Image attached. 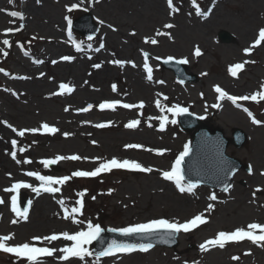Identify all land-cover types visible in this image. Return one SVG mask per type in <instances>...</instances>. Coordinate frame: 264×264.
<instances>
[{"label":"rangeland","instance_id":"374dc122","mask_svg":"<svg viewBox=\"0 0 264 264\" xmlns=\"http://www.w3.org/2000/svg\"><path fill=\"white\" fill-rule=\"evenodd\" d=\"M148 1L162 3V12L157 8L146 10ZM215 1L196 0L194 4L193 0H173V7L177 9L173 11L167 0H0V69H3L0 71V198L4 200L0 204V236L13 235L9 245L32 243L41 247H55V257H58L59 249L70 246L71 241L61 237L56 241L41 243L33 238L63 232L74 234L86 230L88 222L99 224L102 229H121L154 219L184 223L196 215H203L206 223L189 232L179 233L180 244L176 249L155 248L127 256L99 259L92 255L86 257L84 263L264 264V242L256 244L245 239L228 242L224 248L215 246L202 250L200 247L221 231L232 232L237 228H247L251 223L264 224V101L236 106L229 100H219V94L215 91L216 86L235 96H251L264 91V42L253 47L259 38V30L264 28V0L248 5L245 4L247 0H223V7H218L213 17L214 31L193 33L188 41L182 43L184 38L178 34L180 26L195 30L186 24L183 13L188 14L186 11H189V15L197 14L198 4L200 11L207 14ZM72 4H79L80 7L69 12L67 7ZM242 6L244 9L240 10ZM12 11L22 12L24 19L12 17ZM50 11L59 18H54ZM87 12L96 18L100 33L89 43L79 44L78 50L77 43L72 41H79L77 38L80 34L70 30L68 19L76 21ZM140 12L145 17H138ZM249 14L253 19L250 25L252 35L242 38L234 23L239 20V24H245ZM167 24H177L178 29L168 31L169 28L165 27ZM9 29L12 31H7ZM222 30L234 36L231 43L225 44L218 39ZM158 32L163 34L157 35ZM6 39L9 45L3 43ZM152 39L158 43L146 42ZM99 47L101 52L96 53L102 58L97 60L94 49ZM197 47L202 53L200 56L195 55ZM249 48L251 52L246 53L245 49ZM49 52L55 57L52 60L47 57ZM145 53L148 54L147 61ZM61 55L72 57L64 63V71L59 70L62 66H54L56 61H61ZM169 57L176 61L187 59L185 76L188 77L190 70L201 80L197 83H179L172 71L162 67L161 60H168ZM116 61L136 63L140 67L138 71L126 67L114 69L117 72L115 79L118 81L121 78V82L129 88L128 92H118L114 85L93 78L94 74L102 72L100 67L94 65L108 62L118 65ZM145 63L152 69L151 80L147 78ZM241 63L244 64L243 69L238 70L237 76H232L230 68ZM40 67L42 72L37 73ZM77 67V76L72 77L69 73L75 72ZM58 72L64 73L60 75ZM38 77L43 83L41 88L37 85L39 83H30ZM77 83L89 91H93L89 87H100V97L92 95L87 89L84 92L88 93L86 97L99 105L115 98L137 107L115 109L114 113L95 112L90 121L79 119L76 123L68 116L71 113L68 114L63 108L69 97L76 100L74 104L77 106L90 108L91 105L84 104L86 100L81 96L78 98L76 94L80 90L65 93L60 85L77 88ZM116 92L120 95H116ZM56 96L57 100L54 98ZM157 100L166 108L175 105L187 108L188 112L204 118L211 125L221 126L229 137H232L234 128L243 129L250 136V141L243 149L230 146L228 153L243 164L250 165L253 174L242 171L225 193L209 187H195L191 193H181L174 182H166L162 172L171 170L185 145L191 147L193 137L180 128L179 117L182 113L162 112L156 105ZM141 102L143 108H139ZM216 104L221 106L214 107ZM244 109H248L262 123L254 124ZM163 116H167L168 121L165 129L160 130L159 117ZM132 120H139L140 124L130 129L126 125ZM173 120L176 122L172 123ZM81 121L84 125H81ZM44 124L58 131L48 138L42 127ZM98 124L106 126L99 128L96 127ZM25 129L40 131H26L24 136H19V131ZM13 140L17 142L15 146ZM130 144L143 147H126ZM158 150L166 151L159 155ZM12 152L16 153L15 159ZM73 155L81 159L60 160L55 163L58 165L56 170L42 163L58 156ZM113 158L135 161L144 167H151L153 171L113 169L97 177H73L63 185H54L60 188V192H40L39 196L30 188H22L18 193L5 191L17 182L39 187L41 182L27 176V172L61 178L75 171H93ZM81 192L85 193L82 214H75V220L71 217L66 219L64 209L79 207L81 197L78 194ZM22 193L31 197L27 220L20 219L11 211L12 195H17L20 206ZM213 193L217 197L215 201L209 199ZM39 197H43L45 204L42 214L47 225L44 228L33 226L40 219L39 207L35 209ZM60 200L64 201L63 205L59 203ZM209 204L214 207L208 209ZM13 220L17 223H12ZM87 247L93 252L92 244ZM5 259H9V264H28L24 258L0 251V261ZM61 260L59 256L57 261Z\"/></svg>","mask_w":264,"mask_h":264},{"label":"snow or ice","instance_id":"6c2138e0","mask_svg":"<svg viewBox=\"0 0 264 264\" xmlns=\"http://www.w3.org/2000/svg\"><path fill=\"white\" fill-rule=\"evenodd\" d=\"M11 2V0H10ZM167 3L170 8L173 9V11H177L173 7V0H167ZM193 3H196V0H193ZM79 4H72L67 7V10L71 12L73 9L79 8ZM197 8V14L198 15H206V13H203L199 9V5H196ZM12 17L19 18L20 20L24 19V15L22 12L18 11H12L10 13ZM103 23V21H101ZM68 24L71 26L72 21L71 19H68ZM166 28H172L173 25L167 24L165 25ZM7 31H12V29H9ZM163 33H157V35H162ZM152 44L158 43L157 40L152 39L149 41H146ZM261 42H264V28L259 30V38L255 41L253 47L258 46L261 44ZM4 44L9 45L10 42L6 39L3 41ZM102 46V45H101ZM77 49H80V45H76ZM251 48L245 49L246 53L251 52ZM202 53L200 49L197 47L195 49V55L200 56ZM7 55V53H5ZM145 61L148 59V54L145 53ZM64 60H71L72 57H63ZM173 58L169 57L168 60L171 61ZM117 64L121 63L120 61H116ZM179 63H188L187 59H183L179 61ZM95 67L99 68L100 65H94ZM145 69L147 70L148 76L147 78L149 80L152 79V69L151 67L145 63L144 65ZM244 64H236L230 68V72L232 76H237L238 70L243 69ZM0 71H3V69H0ZM115 87V86H113ZM60 88L62 91H67V92H72L74 89L70 87L68 84H61ZM215 91L219 93V100H229L233 104H237V101L239 100H249L251 99L252 101L260 102L264 101V91L262 92H257L251 96H242V97H237V96H232L229 95L226 91H224L222 88L219 86L215 87ZM166 99V97H165ZM117 103L119 102H112V103H102L99 105L101 109L109 108V109H115ZM156 105L158 108L161 109L162 112L167 111V112H172L173 114H181V113H186L188 112L187 108L180 107L179 105H175L171 108H166L160 104V101H156ZM221 105L216 104L214 107L219 108ZM91 107V106H89ZM124 108H134L137 107L136 105L133 104H124ZM144 104L143 102L140 103L139 108H143ZM83 111H88V108L83 109ZM248 113V115L252 118V122L254 124H261L262 122L260 120H257L255 116L248 110L244 109ZM161 120L160 124V130L165 129V124L168 121L167 116L159 117ZM176 121L173 120L172 123H175ZM140 124L139 120H132L130 123L126 125L128 128H136ZM105 124H98L96 127L103 128L105 127ZM11 127V125H9ZM43 129L46 132H51L55 133L58 131V129L54 127H50L48 124H44ZM15 131V129H13ZM26 131H32V132H38L40 129H25L23 131H19L18 135L19 136H24ZM65 135H68L65 133ZM16 141L13 140L12 144L15 146ZM126 147L128 148H142V145L138 144H130L127 145ZM164 151L166 150H158L159 155H163ZM191 152V148L188 145H185L184 151L179 154V156L175 160V164L172 166L170 171H163L162 172V177L165 180L172 181L175 183V186L178 188V190L181 193L184 192H193L194 188L196 187V184L188 182L187 184L184 183L185 181V176H184V170L182 168V164L184 162L185 157L189 156ZM13 159L16 158V153L12 152L11 153ZM65 159H71V160H79L81 157L79 156H70V157H64V156H58L55 159H49V160H44L42 161L43 165L45 167H48L49 165L55 164L60 160H65ZM27 163H31V161H25ZM17 163H20L19 160H17ZM113 169H129V170H139L143 172H152L153 169L151 167H144L140 163L135 162V161H130V160H123L120 161L118 159H111L108 160L104 163H101L99 167H96L93 171H75L73 172L70 176H64L61 178H54L52 176H45L41 175L38 172H27L26 175L30 177H35L37 180H39L40 186L39 187H34L32 184L24 183V182H17L13 184L10 188L5 189L7 192L11 193H18L20 189L22 188H30L33 192H36L39 194L41 191L47 192V193H58L60 192L59 187H54V185H63L67 183L69 180H71L73 177H97L101 173H107L111 172ZM251 171V169H250ZM224 191H228V187L224 188ZM81 199L78 201L79 207H73L71 210L65 208L64 209V214L65 218H72L75 220V214L81 213L82 214V209L84 206L83 202V196L85 195L84 192H81L78 194ZM95 199V197H93ZM210 200L215 201L217 199L216 195L213 193L210 197ZM4 200L0 198V204H3ZM29 206H31V201L28 202ZM59 203L61 205L64 204L63 200H60ZM214 206L212 204L208 205V209H212ZM11 211L16 214L17 217L23 220L28 219V211L27 209H22L21 207L18 206L17 203V195H12L11 197ZM78 222V221H76ZM207 220L203 215H196L193 217L191 220H188L184 223L180 222H173L169 221L167 219H154L151 220L147 223H140V224H135L129 227H124L121 229H112V231H119L122 235L124 236H133V235H138V234H146L149 237L155 235L159 236L163 242L168 243L170 242L171 238L175 236V234L180 233L181 231L183 232H189L190 230L198 227L201 224L206 223ZM12 223H17L16 220H13ZM104 229L100 227L99 224H92L91 222H88L87 229L86 230H81L77 231L74 234H69L68 232H63L61 234H53L51 236H45V237H34L33 240L37 242H51V241H56L60 239L61 237L65 241H71L70 246H65L59 251L62 253V256L60 259L64 261H68L71 258H78L81 261L85 260L86 257L92 256L93 252L89 250L87 247L88 245L92 244L93 241L98 240L100 237L101 232H103ZM14 238L13 235H5V236H0V251H3L5 253H11L14 254L17 257L24 258L28 262V264H39L40 258L41 257H52L55 255L57 252V249L55 247H41L37 246L36 244L32 243H22L19 245H9L8 242L11 241ZM249 240L253 243L260 244L261 242H264V224L260 223H251L247 225V228L241 227L237 228L232 232H219L217 236L214 239H210L206 241L204 244H201L200 247L202 250H208L209 247H215L219 246L220 248H224L226 243L228 242H239L243 240ZM154 245L151 242L148 243H117L116 241H112L110 245L107 246L104 250L100 251L97 255V259L99 257H105V256H113L116 253H132L137 250L141 252H147L149 251ZM233 259H239L238 257H234Z\"/></svg>","mask_w":264,"mask_h":264},{"label":"bare ground","instance_id":"6f19581e","mask_svg":"<svg viewBox=\"0 0 264 264\" xmlns=\"http://www.w3.org/2000/svg\"><path fill=\"white\" fill-rule=\"evenodd\" d=\"M223 0H216L213 5L209 10H208V13L204 16L202 15H198V14H195V15H189L191 14L189 11H186V13L188 14H184L183 13V19L184 21H186V24L191 27V28H195V30H189L187 29L185 26L181 25L180 26V32L178 34L182 35L183 36V40H181V42H185V41H188L190 36L193 35V33H198V32H201V33H206L207 31L208 32H211V31H214L215 29V24H214V18L216 13L218 12V7H223L222 2ZM261 0H247V2L245 3L246 5H248V3H258L260 2ZM146 2H144V5H145ZM163 4L160 3V2H151V1H148L147 4L145 5L146 7V10H149L151 8H157L158 10H160V12H162V9H163ZM244 5V6H246ZM233 6V5H232ZM244 6H242V8H240V10H243L244 9ZM40 11V10H39ZM43 12V11H41ZM51 15L54 17V18H59V16H54L53 13L54 12H51ZM251 14H255L254 12H252ZM140 15V16H139ZM138 17H145L143 16V14L140 12V14L138 13L137 15ZM153 18V17H150V19ZM236 20L237 18L234 17ZM186 19V20H185ZM248 21L245 23V24H239L238 21L236 22L234 19L233 21H235L236 23H234L236 25V27L238 28V30L241 32V35H242V38H249L251 35H252V28H250V25H252V22H253V19H252V16L249 14V17L246 18ZM231 20V22H233ZM230 22V23H231ZM56 28V27H55ZM178 29V25L176 24H173V27L172 28H169L168 31H176ZM61 48H59V50L61 51ZM52 52H49L48 53V59H53L55 58L53 56ZM95 54V58L98 60V59H101L102 56H99L97 53H94ZM66 55H61L60 56V60L56 61L57 63L54 64V66L56 67H59V66H62L59 68V70H62L64 71L62 68H63V65L64 63H67L69 62V60H64L63 57H65ZM59 62V63H58ZM110 63V64H109ZM39 66V65H37ZM66 66V65H65ZM122 67H126V68H129V69H132L134 71H138L139 70V65L136 64V63H129V62H121L119 63L118 65H113L111 62H108V63H105L104 65L101 64L100 65V69L102 70L101 73H96L93 75V78L94 79H98L100 80L101 83H108L109 85H114L115 86V89L118 91V92H123L124 90H127V92L129 91V88H127V85H124L122 82H121V78L117 81L115 79V77L117 76V72L114 71V69H119V68H122ZM109 68V69H107ZM76 70H79V68L77 67L76 69H74L75 72H67L69 73L72 77H75L77 76V71ZM42 72V68L40 67V70L37 72V73H40ZM60 75L63 74L64 72L60 73L58 72ZM25 79V78H24ZM103 81V82H102ZM32 82H35V83H39L37 85H40L39 88H41L43 86V83L42 81L40 80V78L38 77L37 79L35 80H32L30 83ZM149 84H151V82H149ZM78 87L74 89V91H78L77 92V96L78 98L81 96L82 99L86 100L84 104L88 103L87 106L91 105L90 108H88V111H83V109H85V107L83 106H77L75 105L74 103L76 102V100L74 101L73 98L69 97V101L63 105V108L64 110L69 114L71 113L70 115H68L73 121H75L76 123L79 122V119L81 120H87V121H90V118L92 117V115L95 113V112H99V113H107V112H111V113H114L113 110L115 109H118V110H123V109H128V108H124L123 105L124 103L121 101V100H115L112 99V100H108V103H112V102H119L117 103L115 109H109V108H105V109H101L99 107V104L94 102L92 100V98H89V97H86L88 95V93H84L86 91V89L88 90L89 93H91L92 95L94 96H99L98 94H101V88L98 87V86H95V87H89L91 90L93 91H89L88 88L82 86V85H78V83L76 84ZM137 85H140V84H137ZM141 87H144L141 85ZM84 90V91H82ZM143 90H146V88H144ZM118 92H116V95H120ZM94 93V94H93ZM85 96V97H84ZM117 96V97H118ZM91 97V96H90ZM100 97V96H99ZM55 100H57L58 96L54 97ZM77 98V97H76ZM88 99H90L89 101H87ZM54 100V101H55ZM52 102V101H51ZM50 102V103H51ZM132 109V108H131ZM83 121H81V125H84L82 124ZM46 135H48L47 137L48 138H51L52 135L54 133H51V132H44ZM95 147H98V145H95ZM23 151L26 155H28L29 153H27V150L23 147ZM166 182H169L168 180H166ZM40 194V193H39ZM39 194L36 193L37 196H39ZM43 201V197H39L37 200H36V205H35V209L37 208V206L39 207V214H40V219H37L33 226L36 227V228H41V227H45L47 224H46V218L43 216V209H44V203L42 202ZM52 213V211L50 212ZM60 257L62 256V253L60 252ZM58 256V257H59ZM58 257H55L52 256V257H41L40 258V261L39 262H42L43 264H49V263H54V264H84V260L81 261L80 259L78 258H73L72 261L68 260V261H57V258ZM9 264V259L5 261L1 260L0 261V264Z\"/></svg>","mask_w":264,"mask_h":264},{"label":"water","instance_id":"95a60500","mask_svg":"<svg viewBox=\"0 0 264 264\" xmlns=\"http://www.w3.org/2000/svg\"><path fill=\"white\" fill-rule=\"evenodd\" d=\"M220 38L224 42L232 41V36L223 32ZM235 139L225 138V134L219 128L213 129L208 125L200 127V132L196 134L193 148L184 163L185 179L197 186L205 185L224 191L225 187H230L235 175L244 166L239 161L230 158L227 155V148L230 144H234L241 148L247 141L246 134L236 129L234 132ZM247 171H250L246 168ZM29 203L26 204V206ZM113 235L126 237L128 243H148L153 245H178L177 234L171 238L170 242L165 243L160 238L149 239L146 234H138L133 236H124L120 232H112ZM104 237L101 235L99 241L103 242ZM100 242V245L103 243ZM122 243V242H118ZM108 246V245H107ZM102 251V250H101ZM100 251L98 250L97 253Z\"/></svg>","mask_w":264,"mask_h":264}]
</instances>
